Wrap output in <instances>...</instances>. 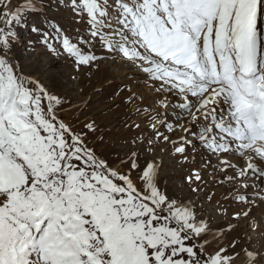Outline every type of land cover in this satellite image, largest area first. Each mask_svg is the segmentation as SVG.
Here are the masks:
<instances>
[{
  "label": "snow or ice",
  "instance_id": "snow-or-ice-1",
  "mask_svg": "<svg viewBox=\"0 0 264 264\" xmlns=\"http://www.w3.org/2000/svg\"><path fill=\"white\" fill-rule=\"evenodd\" d=\"M64 6L86 36L73 42L47 19L34 23L48 53L62 49L77 71L119 61L163 98L136 109L148 136L114 158L102 154L95 142L105 138L83 112L88 102L50 91L17 56V29L40 11L36 0L14 8L0 0V264H264V0ZM76 109L74 121L60 115ZM187 125H200L191 139L166 134ZM168 144L187 166V199L161 186L155 158L139 162L137 149ZM198 151L208 157L202 166H194ZM216 172L227 186L209 217L197 200L216 198L205 179ZM217 218L224 223L214 227Z\"/></svg>",
  "mask_w": 264,
  "mask_h": 264
},
{
  "label": "rangeland",
  "instance_id": "rangeland-1",
  "mask_svg": "<svg viewBox=\"0 0 264 264\" xmlns=\"http://www.w3.org/2000/svg\"><path fill=\"white\" fill-rule=\"evenodd\" d=\"M17 2L18 0H13V8ZM36 3L40 11L29 16L25 25L17 29L22 37L17 47V56L24 65L25 73L40 79L50 91L66 96L73 103H79L81 100L87 101L88 107L83 110L84 115L96 120L98 133L105 138L103 144L95 142L99 151L102 154L111 155L113 158L117 153H126L132 139L137 136L146 137L151 131L143 111L137 112L136 109L151 110L154 107V102L163 98L155 91L156 85L142 89V91L137 90L136 85L145 86L142 84V80H146V76L110 58L100 61L99 68L94 66L91 70L81 68L77 71L73 59L62 49L60 55L48 53L38 43L39 36L31 31L34 23L47 19L60 27L61 36L66 35L73 42H77L80 36H86V31L82 24L76 22L70 9L64 6L67 0H36ZM53 43L58 49L60 48L59 42L53 41ZM96 54L103 55L99 49L96 50ZM119 67L121 71H118ZM146 101L148 103L144 104ZM80 112V109H76L70 117L65 116L64 113H60V115L74 121ZM84 115H81L80 119H84ZM133 121L141 125L140 129L125 126V122L131 124ZM187 127L189 131L186 133L177 130L175 135L167 132L166 134L170 135L172 139H178L180 135L191 139L198 133L200 125H187ZM161 131L165 130L161 129ZM125 141H128L129 144H126ZM161 147L165 150L161 151ZM137 150L141 152L139 161L141 165L155 158L156 163L160 165L161 186L166 188L170 195H175L182 200L191 196L182 180L186 175L187 166L182 167L177 157L172 155L171 144L158 145L153 151H148L146 146L142 150ZM189 151H191L190 147ZM195 155L194 166H202L208 159L206 155L202 159L199 151ZM211 163L216 164L215 158H212ZM206 171L212 172L213 170L208 168ZM220 178H222V174L219 172H216L214 177H205L209 181L208 191L217 194L213 201H207L203 195L197 200L198 207L209 217L216 216L214 211L216 201H222V194L227 186V182L224 186L218 183ZM222 223H224L223 219L217 218L214 220V227Z\"/></svg>",
  "mask_w": 264,
  "mask_h": 264
},
{
  "label": "bare ground",
  "instance_id": "bare-ground-1",
  "mask_svg": "<svg viewBox=\"0 0 264 264\" xmlns=\"http://www.w3.org/2000/svg\"><path fill=\"white\" fill-rule=\"evenodd\" d=\"M121 67V66H120ZM120 67L118 68V71H121V69H120ZM119 73V72H118ZM142 76H143V74H142ZM140 79V78H139ZM142 84H145V88L143 87V85ZM142 86H138V85H136L137 86V90H141L142 91V89H147L148 87H153V85L154 84H152V82H149V81H146V80H142ZM147 84V85H146ZM135 93V92H134ZM151 94V93H150ZM131 95V94H130ZM151 95H153V94H151ZM122 97V96H121ZM146 103H148V101H146L144 104H146ZM117 104V103H116ZM141 104H143V103H141ZM117 123V122H116ZM124 123V122H123Z\"/></svg>",
  "mask_w": 264,
  "mask_h": 264
}]
</instances>
